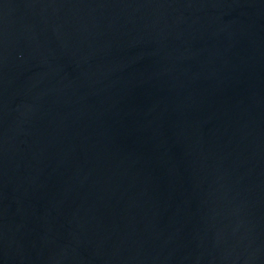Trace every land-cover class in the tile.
<instances>
[{
	"label": "water",
	"instance_id": "1",
	"mask_svg": "<svg viewBox=\"0 0 264 264\" xmlns=\"http://www.w3.org/2000/svg\"><path fill=\"white\" fill-rule=\"evenodd\" d=\"M0 264H264V0H0Z\"/></svg>",
	"mask_w": 264,
	"mask_h": 264
}]
</instances>
